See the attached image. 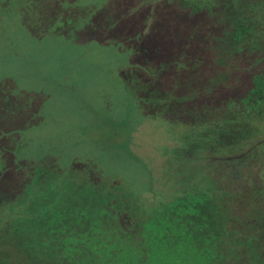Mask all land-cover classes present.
<instances>
[{
    "label": "rangeland",
    "instance_id": "1",
    "mask_svg": "<svg viewBox=\"0 0 264 264\" xmlns=\"http://www.w3.org/2000/svg\"><path fill=\"white\" fill-rule=\"evenodd\" d=\"M10 1L0 0V91L21 87L22 99L0 93V128L12 127L0 143L11 162L15 152L30 157L31 169L26 179L17 164L0 178L10 184L0 182V225L55 201L78 206L72 224L82 229L99 217L95 197L116 192L128 196L130 211L117 216L127 223L145 215L162 223L168 213L183 221L195 204L222 201L227 192L209 169L238 161L237 148L219 143L224 117L238 113L223 112L264 72V43L241 42L233 10L210 0ZM79 176L93 183H75Z\"/></svg>",
    "mask_w": 264,
    "mask_h": 264
},
{
    "label": "trees",
    "instance_id": "2",
    "mask_svg": "<svg viewBox=\"0 0 264 264\" xmlns=\"http://www.w3.org/2000/svg\"><path fill=\"white\" fill-rule=\"evenodd\" d=\"M4 1L6 4L11 3L10 0ZM210 1L214 2L211 7L233 10L237 19L233 23L237 25L235 31L241 42L264 43V0ZM183 4L194 11L208 9V5L201 2L194 5L183 1ZM213 18L218 22L220 20L219 17ZM221 24L224 25V20ZM261 57H264V53ZM251 83L247 93L235 98V104H228L223 112L227 114L232 109L238 113L237 117H224L228 121L225 123L226 132H223L226 137H219L223 141L219 143H226L228 149L237 148V155L233 160H238V164L235 163L237 168L226 167L220 174L214 172V166L209 169L213 182L227 192L222 201L217 203L218 207L216 203H213V208L210 203H197L193 213H185L187 216L184 215L186 217L183 221L168 213L162 223L154 215L134 217L132 222L127 223L121 222L117 216L130 211L126 203L129 201L128 196L118 192L113 195L103 193L105 196L101 194L99 197L98 194L94 199L99 208V217L88 218L82 223V229H74L71 217L78 206L69 203L64 206L55 201L42 205L43 207L39 204L34 213L28 214V218L26 215L24 218L17 217L15 222V217L1 219L0 264H264V72L256 74ZM15 90L11 86L0 93L7 100V96H14L16 92L14 97L21 100L22 91ZM18 111L19 109L13 113ZM0 118L4 120V116L1 115ZM1 130L0 136L4 133L7 135L12 127L0 128ZM7 149L0 143V178L9 176L10 168L17 167V164L21 177H30L27 171H30L31 166L26 167L30 157L26 155L20 158L15 152V163L11 162L9 154L4 152ZM6 158L9 161L4 163ZM25 167L30 169L23 171ZM47 171L46 179L52 176ZM39 172L36 169L35 175ZM224 173L226 178L221 177ZM1 179L0 182L10 186ZM151 179L149 186L153 188ZM88 181L93 183L92 179L79 176L75 183L87 185ZM44 183L39 189L46 186ZM19 196L15 195L8 201ZM115 197L119 208L109 213L107 203ZM124 202L127 209L121 208ZM218 208L221 210L220 215L224 214V217L220 220L218 216L219 224L213 227V213L219 212ZM84 209L83 206V210H80L84 213L82 218L86 217Z\"/></svg>",
    "mask_w": 264,
    "mask_h": 264
},
{
    "label": "flooded vegetation",
    "instance_id": "3",
    "mask_svg": "<svg viewBox=\"0 0 264 264\" xmlns=\"http://www.w3.org/2000/svg\"><path fill=\"white\" fill-rule=\"evenodd\" d=\"M121 65H124V60H122V64H121ZM16 87H17V88H16ZM16 87H15V89H16L15 91H18V90H20L19 88H21V87H18V86H16ZM20 91H22V90H20ZM28 105H29V104H28ZM28 105H27L24 109H28V108H29ZM31 105H32V103H31ZM31 105H30V106H31ZM15 110H17V109H15Z\"/></svg>",
    "mask_w": 264,
    "mask_h": 264
}]
</instances>
